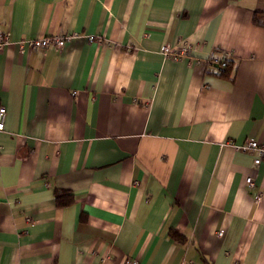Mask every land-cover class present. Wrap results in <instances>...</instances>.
I'll return each mask as SVG.
<instances>
[{
	"label": "crops",
	"instance_id": "obj_1",
	"mask_svg": "<svg viewBox=\"0 0 264 264\" xmlns=\"http://www.w3.org/2000/svg\"><path fill=\"white\" fill-rule=\"evenodd\" d=\"M256 16L264 0H0V264H264V158L235 148L264 143ZM181 40L200 62L163 56Z\"/></svg>",
	"mask_w": 264,
	"mask_h": 264
},
{
	"label": "built area",
	"instance_id": "obj_2",
	"mask_svg": "<svg viewBox=\"0 0 264 264\" xmlns=\"http://www.w3.org/2000/svg\"><path fill=\"white\" fill-rule=\"evenodd\" d=\"M72 35H55L48 37H40L33 40H23L19 43V48L21 51H24L26 48L29 50H41L46 51L50 48H55L57 50H61L71 39ZM91 41H94V37H90ZM97 41H102L98 39ZM10 43V36L6 33H0V49ZM192 45L188 41L181 40L175 45H166L162 49V54L166 59L179 62V61H187L190 65L194 63L200 62V60L196 59L192 55ZM220 66L224 69L228 68L229 64L227 61L220 63ZM7 117V110L5 107L0 106V132L5 130V123ZM235 148L238 151L249 153V154H258V158L255 160V165L259 166L264 158V143H259L256 140L248 139L242 145H236ZM247 186L249 189H255L256 184L253 178H248L246 180ZM256 201H260L262 199V194H256ZM223 231L218 232L219 236L223 235ZM125 264H141L138 260H128ZM192 264V263H188Z\"/></svg>",
	"mask_w": 264,
	"mask_h": 264
},
{
	"label": "trees",
	"instance_id": "obj_3",
	"mask_svg": "<svg viewBox=\"0 0 264 264\" xmlns=\"http://www.w3.org/2000/svg\"><path fill=\"white\" fill-rule=\"evenodd\" d=\"M254 22H255L256 25H259V26L264 27V17L256 16ZM228 67H229V66H228ZM59 194H60V193H58V197H57V199H58V202H59L60 204H62L63 201L61 200V195H59Z\"/></svg>",
	"mask_w": 264,
	"mask_h": 264
}]
</instances>
